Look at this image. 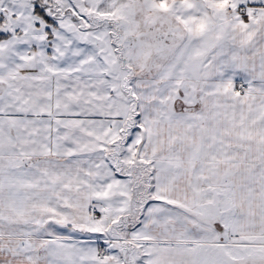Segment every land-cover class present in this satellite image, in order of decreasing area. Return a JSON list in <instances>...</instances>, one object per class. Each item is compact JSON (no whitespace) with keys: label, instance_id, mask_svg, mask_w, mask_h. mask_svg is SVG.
<instances>
[{"label":"snow or ice","instance_id":"6c2138e0","mask_svg":"<svg viewBox=\"0 0 264 264\" xmlns=\"http://www.w3.org/2000/svg\"><path fill=\"white\" fill-rule=\"evenodd\" d=\"M0 264H264V0H0Z\"/></svg>","mask_w":264,"mask_h":264}]
</instances>
